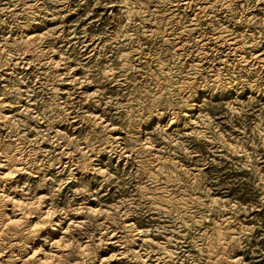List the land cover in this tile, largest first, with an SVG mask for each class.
<instances>
[{
  "label": "rangeland",
  "instance_id": "rangeland-1",
  "mask_svg": "<svg viewBox=\"0 0 264 264\" xmlns=\"http://www.w3.org/2000/svg\"><path fill=\"white\" fill-rule=\"evenodd\" d=\"M0 264H264V0H0Z\"/></svg>",
  "mask_w": 264,
  "mask_h": 264
},
{
  "label": "bare ground",
  "instance_id": "bare-ground-1",
  "mask_svg": "<svg viewBox=\"0 0 264 264\" xmlns=\"http://www.w3.org/2000/svg\"><path fill=\"white\" fill-rule=\"evenodd\" d=\"M19 162V161H18ZM42 225V224H41Z\"/></svg>",
  "mask_w": 264,
  "mask_h": 264
}]
</instances>
